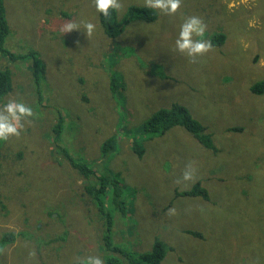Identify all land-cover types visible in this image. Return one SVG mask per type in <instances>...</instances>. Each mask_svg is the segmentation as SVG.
<instances>
[{
    "label": "rangeland",
    "instance_id": "obj_1",
    "mask_svg": "<svg viewBox=\"0 0 264 264\" xmlns=\"http://www.w3.org/2000/svg\"><path fill=\"white\" fill-rule=\"evenodd\" d=\"M3 2L4 47L15 54L34 51L44 73L37 86L32 56L0 51V66L10 70L13 86L0 105L17 100L33 110L20 121L18 137L0 141V264H85L89 256L105 264L111 253L105 233L122 249L117 255L124 264H151L135 253L149 251L156 239L167 247L159 264H264V207L251 216L242 212V198H235L250 193L255 206L264 203V94L250 91L264 78V0H181L176 14L134 19L115 37L107 36L94 0ZM119 3L122 16L145 0ZM192 15L205 23L211 47L189 58L174 41L183 18ZM84 22L95 26L91 35ZM214 33L224 35L221 43H213ZM115 71L126 73L117 76L123 104L111 109L100 102L112 100L105 78ZM206 76L218 82L230 77L237 87L218 89ZM202 79L222 94L220 102L209 103ZM173 102L205 127L216 151L182 126L145 141L142 156L132 151L128 134L138 132L150 111ZM113 134L117 146L108 162L121 173L123 202L111 204L112 192H106L99 208L84 187L94 181L72 167L56 143L75 159L95 162L101 142ZM190 169L193 178L185 181ZM249 174L250 181L244 177ZM197 180L210 201L185 196L170 202L176 190ZM7 232L13 239L1 242Z\"/></svg>",
    "mask_w": 264,
    "mask_h": 264
},
{
    "label": "trees",
    "instance_id": "obj_2",
    "mask_svg": "<svg viewBox=\"0 0 264 264\" xmlns=\"http://www.w3.org/2000/svg\"><path fill=\"white\" fill-rule=\"evenodd\" d=\"M110 15L108 17H104L102 15H99L100 21L102 22L103 27L105 28V32L107 36L109 37H115L119 35L126 26L125 23L132 21L134 19H143L147 22H152L156 19L158 15V10H153L150 8H147L145 5H131L128 6L126 11L122 16L117 15L116 11L109 10ZM225 22V21H224ZM8 33V25L5 17V6L3 0H0V51L3 54H6L8 57L12 58H24L28 55L32 56L34 59V80L36 85L38 86L40 77L44 73V62L37 58L35 56L34 51H29L25 54L18 53L15 54L11 51H9L7 48L4 47V41L6 34ZM214 38V42L221 43L224 39V35L221 33H214L212 36ZM149 60L151 59L148 57ZM147 58V59H148ZM151 61V60H150ZM6 68V67H4ZM2 66H0V98L8 94L12 89V77L11 72L8 69H4ZM115 70V69H114ZM118 72L125 76L126 73L124 71H115L112 74L109 73V75L105 78L107 81L108 89L110 96H112V100L108 98V102L101 101L100 105H108L109 107L114 108H121L123 104V100L120 99L118 95ZM99 77V81L102 79ZM207 79H211L216 83V86L218 89L223 87H232L235 89L237 87V84L234 80H231L230 77H228L225 81L218 82L217 79L212 78L210 76H206ZM205 84V89L207 93L210 95V101L209 103H214L216 100L217 102H220L222 100V97H220L222 94L217 93L215 90H213L210 86H213L212 82H209V84L202 79L201 83L199 85ZM210 85V86H209ZM198 88V87H197ZM10 89V90H9ZM250 91L253 94L262 95L264 94V78L261 80H258L251 84ZM120 94V92H119ZM42 97V96H41ZM104 110H102V114L105 117ZM111 113V112H110ZM130 119L125 122V124H129ZM174 126H182L185 130H187L193 138L203 147L206 149H210L211 151H216L211 135L206 132L205 127L196 120L190 112L187 110V108L181 104L178 103H171L169 106H161L159 108H156L146 116V118L143 120V122L140 125V128L138 132H135L134 134H128L130 136L129 140H131L130 146L132 151L137 156H142L144 154L145 148L144 144L145 141L151 140L152 138L156 136H162L167 130ZM62 127L61 120L58 121V124L55 126V138L54 140H57L58 133L60 132V129ZM123 123L119 124V130L120 128H123ZM130 132V131H129ZM117 135L113 134L105 138L101 144H100V155L99 160L97 159L95 162H92L91 160H84V159H75L72 157V155L68 152V150L57 144V151H59L71 164L72 167H74L83 177L90 178L94 182L86 183L84 185L85 190L92 193L93 198H95V201L99 208L103 207L104 204V196L106 192H112L111 193V204H121L123 200L120 198L119 193L121 192V188L119 183L122 182L120 172H115L109 167L108 160L110 159L113 152L116 150L117 146ZM3 143V141H2ZM1 154V153H0ZM263 159V157H262ZM100 163V168H97V164ZM101 163L104 164V167L101 168ZM248 181H250L253 178L252 174H249V176H244ZM221 182H227L226 178L219 179ZM241 179H232L234 183H240ZM242 181V180H241ZM123 183V182H122ZM95 184L98 185L97 188H95ZM108 190V191H107ZM209 190L205 189L199 180L194 182V184L186 190H176L174 192L173 197L171 198L170 202H172L174 199H178L181 197L187 196L188 198H194L198 197L205 201H210L209 197ZM251 194L248 193L247 195H242L241 193L235 194V198H242L241 201L238 202L240 206H245V209L242 210L243 213L248 215L256 214V207L258 209H262L264 206V203L259 204L258 206H255L252 202H250ZM229 206V205H228ZM239 207L236 211L237 214H242L240 212ZM111 222L108 224L110 226ZM189 234L197 235L199 233L192 231L190 229L187 230ZM14 234L12 232H7L4 234V237L2 238L1 242L10 241L13 239ZM104 241H106V245L109 247L111 253L106 257L105 264H124L123 259L120 258L117 254H120L122 249L119 245H112L110 243L109 235L107 233L104 234ZM166 245L163 241L156 239L153 247L146 252L141 253H135V257L138 261L143 263H151V264H159L164 257L166 253ZM125 254H122L125 258L127 256L126 251Z\"/></svg>",
    "mask_w": 264,
    "mask_h": 264
},
{
    "label": "clouds",
    "instance_id": "obj_3",
    "mask_svg": "<svg viewBox=\"0 0 264 264\" xmlns=\"http://www.w3.org/2000/svg\"><path fill=\"white\" fill-rule=\"evenodd\" d=\"M181 0H145L147 8L158 10L164 15H173L180 8ZM229 7L232 4L229 3ZM94 7L99 15L108 17L110 9L118 11L121 7L119 0H94ZM91 22H84L83 28L87 35H91L94 30ZM73 25L69 24L71 30ZM206 25L203 20L195 15L183 18L179 25L178 33L174 41L175 50L189 58L203 55L209 51L211 45L205 39ZM195 37H199L196 39ZM213 43H217L214 42ZM251 86V85H250ZM33 116L32 108L26 106L23 102L17 100H8L0 105V141H6L9 137H18L21 131L20 121ZM185 181L193 178V170H187L182 177ZM170 211H172L170 209ZM85 264H104L99 256H89Z\"/></svg>",
    "mask_w": 264,
    "mask_h": 264
},
{
    "label": "bare ground",
    "instance_id": "obj_4",
    "mask_svg": "<svg viewBox=\"0 0 264 264\" xmlns=\"http://www.w3.org/2000/svg\"><path fill=\"white\" fill-rule=\"evenodd\" d=\"M92 64V63H91ZM39 84V83H38ZM10 90V89H9ZM2 100V99H1Z\"/></svg>",
    "mask_w": 264,
    "mask_h": 264
}]
</instances>
